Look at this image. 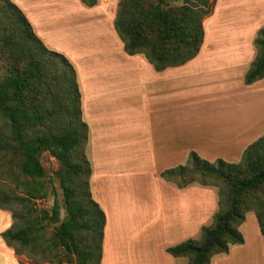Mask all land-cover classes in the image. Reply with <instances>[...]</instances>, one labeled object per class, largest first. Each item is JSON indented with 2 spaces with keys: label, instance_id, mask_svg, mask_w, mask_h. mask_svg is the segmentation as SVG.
I'll return each mask as SVG.
<instances>
[{
  "label": "crops",
  "instance_id": "crops-1",
  "mask_svg": "<svg viewBox=\"0 0 264 264\" xmlns=\"http://www.w3.org/2000/svg\"><path fill=\"white\" fill-rule=\"evenodd\" d=\"M13 1L44 45L76 70L89 127L91 193L106 215L101 264H189L167 249L201 239L219 211L218 194L199 185L178 188L160 175L185 165L191 152L211 163H239L264 136V79L244 81L255 60L251 46L223 37L215 14L205 22L198 56L158 72L143 54L125 52L115 29L117 6ZM59 1L68 14L55 7ZM148 180L153 187L143 185ZM239 230L244 243L210 264H264L255 213L246 214ZM0 253L11 257L5 242Z\"/></svg>",
  "mask_w": 264,
  "mask_h": 264
},
{
  "label": "trees",
  "instance_id": "trees-1",
  "mask_svg": "<svg viewBox=\"0 0 264 264\" xmlns=\"http://www.w3.org/2000/svg\"><path fill=\"white\" fill-rule=\"evenodd\" d=\"M94 7L98 0H81ZM210 0H121L115 29L128 55L143 54L162 72L195 59L205 38L203 21ZM212 5V4H211ZM257 56L245 84L264 79V28L255 39ZM0 155L6 166L16 163L24 189L21 194L0 188V209L11 210L15 223L1 236L8 246L28 250L33 263L101 264L106 215L94 200L91 163L86 155L89 127L82 119L81 93L74 66L48 49L35 34L23 11L0 0ZM49 152L59 163L51 182L63 191L66 217L55 201L51 211L34 216L33 204L46 196L41 157ZM4 171L11 176L10 168ZM178 188L191 185L219 189V211L199 241L188 240L167 249L173 257L187 256L189 264H210L215 255L241 245L239 228L255 212L264 238V136L251 144L239 163H211L191 152L185 165L161 173ZM28 181V183H27ZM35 205V204H34ZM56 225L44 239L45 223ZM40 256V257H39Z\"/></svg>",
  "mask_w": 264,
  "mask_h": 264
},
{
  "label": "rangeland",
  "instance_id": "rangeland-1",
  "mask_svg": "<svg viewBox=\"0 0 264 264\" xmlns=\"http://www.w3.org/2000/svg\"><path fill=\"white\" fill-rule=\"evenodd\" d=\"M14 3L13 0H10ZM106 2L108 6H118L121 0H98ZM171 5H181L184 0H168ZM210 16L205 18L203 21V27L205 31V22H207L210 18H212L215 14L220 16L221 24L218 26L217 29L224 31L223 33H227L225 37L226 39L237 40L238 43H247L248 46L252 48V54L254 55V59L257 56V49L255 47L254 41L258 35L260 29L264 28V0H210ZM61 1L56 2L55 7H59L63 14H68L67 7L63 8L61 5ZM15 4V3H14ZM212 4V5H211ZM67 5V3H65ZM64 5V6H65ZM44 7L50 9H55L51 5H45ZM57 10V9H56ZM58 15V13L55 12ZM214 20V19H213ZM223 40V38H222ZM3 70L0 69V79L2 76ZM3 156L0 155V188L3 189H12L21 194L22 190L24 189V184L22 179H16L19 175L18 169L16 168V163L13 162L9 164V170L11 176L5 175L4 171L7 168ZM242 156L238 159L239 162L241 161ZM42 165L46 172V177L43 178L41 181L44 183L46 188V196L42 200H37L33 204V211L34 216H41L43 211H51L52 207L57 201L60 205V214L61 219L66 217V210H65V203H64V195L63 191L60 188V184L58 181L54 183L51 182V178L54 177L55 172L59 169L58 161L49 153L45 152L41 157ZM19 178V177H18ZM28 183V181H27ZM148 183V185H147ZM153 187V180H148V182H144L143 185ZM214 189L217 194L219 189L216 187H210ZM219 198V195H218ZM220 209V208H219ZM255 213L253 211H250ZM249 213V212H248ZM6 218V219H5ZM45 223V230L44 232V239L48 240L51 239L54 235L56 230V225L50 224L49 222ZM14 224H17L19 227L20 222H16L12 218V211L11 210H3L0 209V244H4V239L2 238L1 234L6 231L7 229L13 227ZM6 244V242H5ZM7 245V244H6ZM9 251L11 252L10 256H3L0 253V264L8 261V264L15 262V264H36L33 263L29 257L28 250H24L20 247L19 244H15L13 246H8ZM40 257V256H39ZM40 264H51V263H40ZM57 264V263H53ZM68 264V263H63ZM72 264H77L72 263Z\"/></svg>",
  "mask_w": 264,
  "mask_h": 264
}]
</instances>
